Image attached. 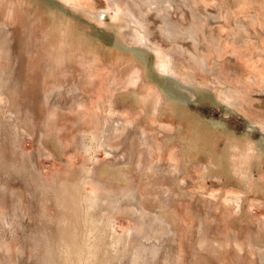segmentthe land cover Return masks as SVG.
I'll list each match as a JSON object with an SVG mask.
<instances>
[{"label":"rangeland","instance_id":"374dc122","mask_svg":"<svg viewBox=\"0 0 264 264\" xmlns=\"http://www.w3.org/2000/svg\"><path fill=\"white\" fill-rule=\"evenodd\" d=\"M153 257L264 264V0H0V264Z\"/></svg>","mask_w":264,"mask_h":264},{"label":"bare ground","instance_id":"6f19581e","mask_svg":"<svg viewBox=\"0 0 264 264\" xmlns=\"http://www.w3.org/2000/svg\"><path fill=\"white\" fill-rule=\"evenodd\" d=\"M255 106V105H254ZM253 106V107H254ZM257 106V105H256ZM251 111H253V109L251 110ZM122 122V121H121ZM123 123V122H122ZM119 124V123H118ZM105 145V144H104ZM171 166V165H170ZM172 167V166H171ZM92 177V176H91ZM107 185V184H106ZM104 187V186H103ZM112 195H114L113 193H110V194H107L106 196H104V198L103 197H101V196H99L98 198L97 197H94L95 198V201H93V199H90V201L92 202V204L95 206V204L97 203V201H98V204L99 203H102V204H105V206L106 205H109V203L111 202V201H114L113 199H109ZM90 198V197H89ZM88 198V199H89ZM129 199H131V202L132 203H134L137 207H140V205L142 204V196H141V194L140 193H137V192H130L129 193V196H128V200ZM86 202V201H85ZM87 202H88V200H87ZM90 202V203H91ZM118 202V201H117ZM91 204V205H92ZM133 204V205H134ZM92 205V206H93ZM87 206H89V205H87ZM93 206V207H94ZM90 208H91V206H90ZM75 247H76V245H75ZM82 248V247H81ZM86 249V248H85ZM85 249H80V251H79V248L77 249V253H78V255H80L81 253H82V250H83V253L86 251ZM151 261V263L150 264H154V263H156V260L154 259V257L152 258V260H150ZM149 264V263H148Z\"/></svg>","mask_w":264,"mask_h":264}]
</instances>
